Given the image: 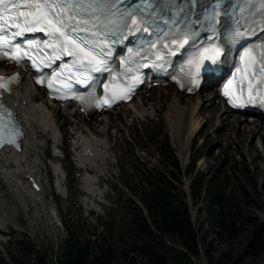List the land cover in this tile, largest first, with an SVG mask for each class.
<instances>
[{"label": "rangeland", "instance_id": "1", "mask_svg": "<svg viewBox=\"0 0 264 264\" xmlns=\"http://www.w3.org/2000/svg\"><path fill=\"white\" fill-rule=\"evenodd\" d=\"M177 92L171 86L156 87L137 95L135 99L140 98L142 104L147 106L153 103L160 93H169L170 97L171 94ZM188 96L189 98L181 96L180 107L182 109L190 108L192 104H195V95ZM201 101L203 106L196 114L195 120H198V123L191 135V145L185 157L182 156L184 149L180 146V140L184 139L185 133L183 136L181 134V139H178L170 134L165 125L166 103H163L159 111L148 114L144 120L139 122L136 116L130 115V109L127 106L114 115L120 126L119 134L121 135H116L113 127H108L106 140L108 139L112 146L108 160L110 168L105 172L106 178H100L96 184L100 195L103 196L97 199L100 202L97 206H93L95 208L93 211L87 210L82 203L83 193L78 179L80 171L75 169L70 159L72 155L71 138L68 137L66 140L68 148L61 147L64 157L54 160L63 163L66 174L61 182L60 192L53 191L52 169L48 166L47 177L44 171L43 178L46 181L44 202L52 222V229L38 228L33 217L38 213L32 206L24 211L16 206L18 201H9L4 208L0 209V214L10 223L9 232L3 235V240L0 241V264H33L34 257L24 254L20 249L16 241L19 236L29 238L36 249L44 253L48 262L57 264L63 240L67 237V229L74 233L81 243H88L90 259L96 254L98 245L106 242L118 254L119 263H140L143 259L137 251L128 249L133 240L136 243L141 241V238L131 229L129 212L134 206L144 210L142 196L150 192L153 181H156L158 176L169 182L170 192L175 196L182 192L190 205V219L200 248L197 256L190 257L192 264H206L204 250L212 257L222 254L223 262L225 261L224 256L228 257L230 261L225 264H264V248L258 254L254 253V241L251 239V226L248 220L243 223V228L236 239H229L225 236L220 240L213 232V226L201 198L190 197L193 172L197 170L203 178L202 186L214 185L219 190H223L224 194L231 196L237 216L249 219L257 227L264 229V195L261 189L264 185V177L255 174V162L252 157L250 158V153V156L242 157L243 154L241 156V153L236 151L234 134H229V139L226 141L223 130L216 128V122H210V126L207 125L206 115L209 114L205 111L208 109V104L206 99ZM219 103L221 104V101ZM232 115L229 116L230 120L233 118ZM235 116L238 117V115ZM193 120V118L189 120V126H192ZM92 122L98 124L101 119L96 116L95 121ZM250 123L261 127L264 132V126L260 122ZM89 125L90 132L99 136L98 128L92 124ZM124 127L129 129L125 130ZM68 128L72 129L71 126ZM238 130L239 128L236 129ZM240 132L245 133L242 126H240ZM41 141L42 147L38 148V153L43 164L47 165L53 158L52 142L46 135L41 136ZM246 141L242 143V148L245 143H251L264 150V144L258 142V135ZM168 153L176 156L179 171L171 164ZM248 159L252 160L251 163ZM262 160L261 157L257 158L256 163L258 170L264 174V161ZM5 192V187L0 186V193ZM24 198L28 203L30 202L26 195ZM29 221L34 223V228L29 225ZM161 236L166 246L174 249L180 248L176 240L167 235ZM122 256H127V261L122 262ZM167 262L173 264L170 259H167Z\"/></svg>", "mask_w": 264, "mask_h": 264}, {"label": "snow or ice", "instance_id": "2", "mask_svg": "<svg viewBox=\"0 0 264 264\" xmlns=\"http://www.w3.org/2000/svg\"><path fill=\"white\" fill-rule=\"evenodd\" d=\"M124 0H0V57L11 61L20 62L27 58L32 60L33 67L48 66L49 62L59 60L61 56L68 55L75 57L74 65L87 70L88 72H107L108 58L112 55L109 51L110 43H119L127 35L136 33H149L152 27L151 11L155 6L154 0H141L139 5L134 7L121 8ZM166 5L175 7L177 14L191 5L197 6V0H188L182 7L175 5V0H164ZM259 5V12L262 16L261 24H264V0H232L230 10L225 9V0H207L201 8L200 18L195 21L199 26L206 27L212 36L208 37L207 46L201 45L197 53L188 60L187 67L189 74L196 76L203 72L206 76H213L221 57L226 55L224 43H217V33L221 25L227 29L229 25L225 17L232 15L234 18L239 11L240 15L251 10L250 6ZM261 30H264L262 28ZM255 34L254 27L248 30ZM42 32L47 37L44 41L28 40L24 44L13 43L16 37H22L25 33ZM81 33H89L92 37L104 36L105 39H85ZM118 35L115 41H108L110 35ZM245 33L238 31L235 23L230 32L225 35L229 43L233 45ZM195 35V31L187 28L183 32L172 36L164 37L167 43L157 36L155 42L149 41L150 50H163L166 55H175L185 45H188ZM51 50V55L46 50ZM131 52V50H129ZM39 57V62L35 59ZM164 55H155L157 61H162ZM240 63L243 69L237 68V72L243 71L239 81V88L231 90L234 83L229 80L224 86L223 95L228 97V102L234 107H244L248 104L264 106V92L258 91L260 85H264V42L258 45L244 47L239 54ZM122 64L124 61L121 62ZM53 77L60 75L53 73ZM12 76L5 78L0 76V87H7V82L16 80ZM90 75L79 79L80 83H87L91 80ZM255 81V83H254ZM193 84L198 83L193 79ZM245 82H247V95L245 96ZM37 83H44L37 80ZM52 86L49 81V87ZM64 84L63 87H67ZM105 93H111L112 99L127 98V92L131 88L112 89L110 85L104 84ZM82 99V98H81ZM103 103L107 104L108 99ZM14 144L13 137L3 135L0 129V144Z\"/></svg>", "mask_w": 264, "mask_h": 264}, {"label": "bare ground", "instance_id": "3", "mask_svg": "<svg viewBox=\"0 0 264 264\" xmlns=\"http://www.w3.org/2000/svg\"><path fill=\"white\" fill-rule=\"evenodd\" d=\"M0 66L4 69L9 67L1 64ZM20 76L19 82L4 96V100L12 107L23 127L24 134L18 152L11 149L0 150V176H2L0 186H4L6 189L5 193H0V209L4 208L9 201H18L16 206L24 211L32 206L38 213L37 216H33L38 228L41 230L43 228L52 229V222L44 202L46 195L44 171H46L45 176L47 177L48 166L52 169L54 185L60 191V178L64 173V165L62 162H55L54 160L64 157V151L61 147L68 148L66 140L70 137V148L72 150L70 159L75 169L80 171L78 179L83 192L82 203L88 208H94V200L102 197L96 184L100 178H106L104 176L105 172L110 168L108 160L112 146H110L108 139L106 140L108 127H113L116 135H121L119 134L120 126L114 116L120 111L102 113L101 122L98 124L92 122L95 121L93 118L84 120L82 115L75 110L64 112L56 105H50V101L46 100L39 88L32 85L26 74L20 73ZM178 92L171 94L170 97L169 93H160L156 96L155 101L147 106L142 104L140 98H132L126 106L130 109V115L132 117L136 116L139 122L144 120L148 114L159 111L163 103H166V107L164 106L166 108L164 113L167 114L164 119L165 125L173 137L179 139L181 134L183 136V133H185L184 139L180 140V146L184 149L182 156L185 157L186 151L191 145V135L197 126L196 123H198V120H195L196 114L203 106L201 100L206 99L208 109L205 113L209 114L206 115L207 125L210 126V122H216V128L223 130L226 141L229 139V134H234L233 140L236 144V151H239L241 156L243 154L242 157L251 154L250 158L252 157L255 162V174L263 178L264 174L258 170L256 160L261 157L264 161V150L251 143H245L243 148L241 147L243 142L256 135H258V142L264 144L263 129L252 125L251 121H247L245 117H234L230 120V111L220 107L219 97L211 87L199 90V93H194L195 104H192L190 108L185 107L182 109L180 107L181 96L185 98H189V96L183 93L181 95ZM192 118L194 119L192 126H189V120ZM89 124L98 128L99 136L90 132ZM261 124L264 126V122ZM68 126H71L72 129ZM240 126L243 127L245 133L240 132ZM237 128H239L238 131H236ZM124 129L128 130L129 128L124 127ZM43 135H46L52 142L51 153L53 158L47 165L43 164L44 162H42V158L38 153V148L42 147L41 136ZM226 148L228 149V145H226ZM249 159L248 161L251 163L252 160ZM263 188L264 185L261 186L264 195ZM25 195L30 200L29 203L24 198ZM3 219L5 220L4 216L0 214V223ZM29 225L33 228L35 226L32 221H29ZM0 231H2V228Z\"/></svg>", "mask_w": 264, "mask_h": 264}, {"label": "trees", "instance_id": "4", "mask_svg": "<svg viewBox=\"0 0 264 264\" xmlns=\"http://www.w3.org/2000/svg\"><path fill=\"white\" fill-rule=\"evenodd\" d=\"M164 150L167 151L166 148ZM168 157L173 167L179 171L176 156L170 154ZM202 181V175L195 170L191 180L190 194L193 199L201 198L216 237L220 240L225 236L236 239L243 228V223L248 220L251 226V239L254 241V253L258 254L264 248V229L257 227L249 219L237 216L231 196L224 194L223 190H219L214 185L202 186ZM153 182L148 195H143L141 199L144 211L134 206L129 212L131 229L141 238V241L136 243L133 240L128 249L137 251L143 259L137 264H169L167 259H170L173 264H192L190 257L197 256L200 248L196 231L187 212L184 195L182 192L176 196L171 193L169 182L162 177L158 176ZM161 235H167L176 240L180 248L166 246ZM198 239L202 241L200 237ZM16 241L24 254L34 257L33 264H52L46 260L42 251L36 249L29 238L19 236ZM62 245L57 264H121L117 260L116 251L106 242L98 245L96 254L90 259L88 243H81L68 229L67 237ZM203 253L206 264H225L230 261L224 256L223 262L222 254L212 257L206 250ZM121 258L122 262L127 261V256Z\"/></svg>", "mask_w": 264, "mask_h": 264}]
</instances>
